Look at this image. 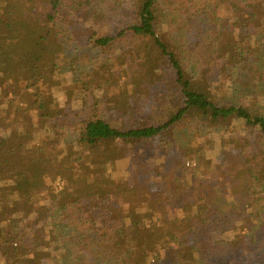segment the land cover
Returning a JSON list of instances; mask_svg holds the SVG:
<instances>
[{"label": "trees", "instance_id": "obj_1", "mask_svg": "<svg viewBox=\"0 0 264 264\" xmlns=\"http://www.w3.org/2000/svg\"><path fill=\"white\" fill-rule=\"evenodd\" d=\"M262 27L264 0H0V264H264V107L230 75ZM197 117L180 200L122 170Z\"/></svg>", "mask_w": 264, "mask_h": 264}, {"label": "rangeland", "instance_id": "obj_2", "mask_svg": "<svg viewBox=\"0 0 264 264\" xmlns=\"http://www.w3.org/2000/svg\"><path fill=\"white\" fill-rule=\"evenodd\" d=\"M257 34L260 39L261 52L251 57L249 61L258 71L249 74L242 65L234 67V72L230 73L234 79L231 90L236 96H242V101H254L264 107V27L259 28ZM65 47L66 55L70 57H81L84 53L94 56L98 52L68 41H65ZM195 120L202 121L199 117L185 120L165 140L142 141L117 148L116 157L118 156L123 161L122 170H126V165L130 168H137L141 167V164H146L145 166L154 171V173L151 171V178L160 179L162 184L160 183L159 186L167 188L169 177L161 174L159 177L156 176L160 168L164 167L166 172H170L169 175L172 176L173 184L170 186V193L180 200L184 186L195 183L200 178L193 172L198 170L197 161H199L200 154L204 153V141L201 135L206 131L208 133V130L205 131L200 124L196 125Z\"/></svg>", "mask_w": 264, "mask_h": 264}]
</instances>
